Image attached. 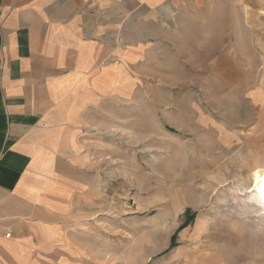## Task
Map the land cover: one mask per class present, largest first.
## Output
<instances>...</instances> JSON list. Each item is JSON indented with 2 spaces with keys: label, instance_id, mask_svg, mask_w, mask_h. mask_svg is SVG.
Listing matches in <instances>:
<instances>
[{
  "label": "rangeland",
  "instance_id": "rangeland-1",
  "mask_svg": "<svg viewBox=\"0 0 264 264\" xmlns=\"http://www.w3.org/2000/svg\"><path fill=\"white\" fill-rule=\"evenodd\" d=\"M262 9L186 0L178 40L91 109V192L58 216L41 264H264L250 192L264 165Z\"/></svg>",
  "mask_w": 264,
  "mask_h": 264
},
{
  "label": "crops",
  "instance_id": "crops-1",
  "mask_svg": "<svg viewBox=\"0 0 264 264\" xmlns=\"http://www.w3.org/2000/svg\"><path fill=\"white\" fill-rule=\"evenodd\" d=\"M185 6L0 0V264H41L58 216L91 192L89 112L134 89Z\"/></svg>",
  "mask_w": 264,
  "mask_h": 264
},
{
  "label": "bare ground",
  "instance_id": "bare-ground-1",
  "mask_svg": "<svg viewBox=\"0 0 264 264\" xmlns=\"http://www.w3.org/2000/svg\"><path fill=\"white\" fill-rule=\"evenodd\" d=\"M261 12L264 14V9H262ZM252 181L250 192L254 191L258 199H260V202L264 204V165L257 167L256 171L253 173ZM258 199L257 201H259Z\"/></svg>",
  "mask_w": 264,
  "mask_h": 264
}]
</instances>
